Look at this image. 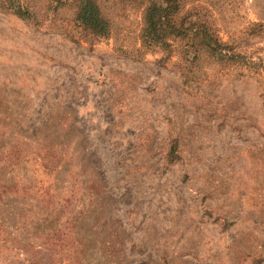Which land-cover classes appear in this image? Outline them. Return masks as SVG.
<instances>
[{
  "label": "rangeland",
  "instance_id": "obj_1",
  "mask_svg": "<svg viewBox=\"0 0 264 264\" xmlns=\"http://www.w3.org/2000/svg\"><path fill=\"white\" fill-rule=\"evenodd\" d=\"M184 2L252 64L140 50L125 6L100 41L0 9V158L63 166L18 170L36 200L0 202V264H23L34 230L16 212L41 214L54 185L82 264H264V0Z\"/></svg>",
  "mask_w": 264,
  "mask_h": 264
},
{
  "label": "trees",
  "instance_id": "obj_2",
  "mask_svg": "<svg viewBox=\"0 0 264 264\" xmlns=\"http://www.w3.org/2000/svg\"><path fill=\"white\" fill-rule=\"evenodd\" d=\"M186 5L184 0H0V9L38 25L55 21L61 15L66 16L87 41L110 39L119 28L116 8L129 7L140 12L137 16L139 28L133 36L140 50L161 51L168 58L179 50L182 57L191 63L209 59L214 62L252 64L245 53L224 42L199 15L186 9ZM41 11L51 14L53 18ZM51 149L48 146L40 148L48 154ZM23 150L21 147L10 148L0 158V167L9 176L0 181V202L11 197L36 200L33 188L22 182L23 175L17 178L21 167L25 170L38 165L46 175L56 173L54 180L59 181L63 168L61 164L52 161L50 155H41L38 151L23 154ZM26 175H30L28 171ZM37 190V199L46 206L39 210L41 214H30L25 209L16 212L18 219L25 224H33L34 230L30 241L23 239L26 243H20L18 247L21 262L67 264L73 256L71 264H82L83 249L70 228L74 223L66 220L61 188L54 185ZM50 255L52 259L49 261ZM258 263V260L253 262Z\"/></svg>",
  "mask_w": 264,
  "mask_h": 264
}]
</instances>
